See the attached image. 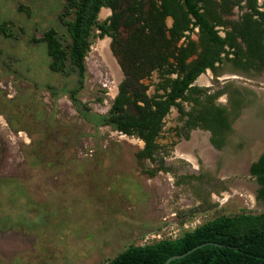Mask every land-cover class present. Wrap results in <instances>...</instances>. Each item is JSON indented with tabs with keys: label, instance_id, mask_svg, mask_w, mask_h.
<instances>
[{
	"label": "rangeland",
	"instance_id": "1",
	"mask_svg": "<svg viewBox=\"0 0 264 264\" xmlns=\"http://www.w3.org/2000/svg\"><path fill=\"white\" fill-rule=\"evenodd\" d=\"M63 2L0 0V22L9 21V37L0 33V264H102L162 222L264 209L248 172L264 152V70L233 78L247 104L221 149L204 157L203 132L193 131L164 148L169 172L150 176L154 163L135 160L140 141L100 122L120 78L108 40L90 38L75 102L66 92L76 71L47 67L36 39L47 27L66 38ZM46 85L61 91L52 98ZM178 153L196 156L195 167Z\"/></svg>",
	"mask_w": 264,
	"mask_h": 264
},
{
	"label": "trees",
	"instance_id": "2",
	"mask_svg": "<svg viewBox=\"0 0 264 264\" xmlns=\"http://www.w3.org/2000/svg\"><path fill=\"white\" fill-rule=\"evenodd\" d=\"M231 5L232 0H64L57 19L65 28L66 38H61L54 27H47L36 41L44 43L50 71L65 73L67 66L76 71V84L66 92L68 99L75 102L76 93L82 87L83 59L90 38L103 35L111 38L110 49L124 77L100 122L143 141V146L135 151V160L154 163L144 169L152 176L159 169L168 170L162 157L156 158L157 138L160 119L168 106L175 104L174 99L193 102L180 128L183 137L187 138L193 127L206 129L210 144L217 149L224 145L232 120L247 104L238 89L223 87L207 94L208 87L191 85L204 68L215 69L213 62L220 59L224 45L228 48L225 52L231 53L226 60L235 68L255 72L264 69V0L261 5L256 0H244L239 5L243 11L236 19L228 18ZM103 7H108L110 14L98 19L99 9ZM167 17L171 19L169 26L165 23ZM8 23L7 20L0 22L3 37H9ZM190 23L199 28L198 40L188 39L184 44H177L183 32L190 29ZM214 25L228 28L224 36L217 34ZM192 55V60L185 62ZM152 69L161 74L176 73L174 78H166L168 90L164 91V99L150 100L143 92L144 86L139 80ZM46 88L52 98L61 91L52 85ZM223 91L228 94L227 104H214V96ZM248 171L258 184L256 196L264 200V152L250 163ZM0 181L3 192L7 181ZM196 245L199 246L167 264H264V209L219 214L175 238L128 244L102 264H164L167 257Z\"/></svg>",
	"mask_w": 264,
	"mask_h": 264
},
{
	"label": "flooded vegetation",
	"instance_id": "3",
	"mask_svg": "<svg viewBox=\"0 0 264 264\" xmlns=\"http://www.w3.org/2000/svg\"><path fill=\"white\" fill-rule=\"evenodd\" d=\"M217 1H219V0H217ZM262 2H263V0H256V4L257 5H261ZM243 3H244V0H232V5L230 7L231 14L228 16L229 19H236L240 15V13L243 11V9H240L239 5H241ZM105 8H107L109 10V13L104 18H106L110 14V9L108 7H105ZM261 8L262 7H260V9ZM105 10L106 9H102L101 11H105ZM104 18H102V19H104ZM165 23H166L167 26H169L170 23H171V19L169 17H167L165 19ZM189 27H190L189 30H185L183 32L184 36L180 37V39L177 42V44H181V43L184 44V42H186V40H188V39L194 40V41L198 40V37H199V28H198V26L197 25H192L190 23ZM213 28L216 29V32H217V34L220 37L224 36L225 30L228 29L227 27H224L223 25H214ZM102 37H105L108 40L109 51L111 53V56L115 59V64H116V66H117V68L119 70V73H120V78L118 79V81L114 85V91H113V96H112V98H113L115 96L116 92H117L118 85L121 82V80L123 79L124 75L122 73V70H121L118 62H117V59H116L115 55L111 52V49H110L111 38L109 36H107V35H103ZM101 42H103V49H104L105 41H101ZM223 48H224L225 51L228 50L226 45H224ZM225 51L222 50L219 53L220 59H218V60L213 62V67L215 69H211L209 67L204 68L193 79V81L191 82V85H196V86H200V87H208L207 88V92H206L207 94L214 93L215 91H217L218 89H222L223 87H228V88H232V89L235 88V89L240 90L241 95L243 97H245V95L243 93V89L241 88V86H239L236 83H234L233 78L235 76L237 77V74H239V75H250L252 73H259V72H255L253 70H246L245 71V70H239L238 68H235L229 61L226 60V56L230 57L231 53H226ZM193 56L194 55L189 56L188 58H186L185 62H189L190 60H192ZM104 57L106 58L105 54H104ZM169 61H171V58H169ZM263 70H261V71H263ZM227 73H229V74H227ZM175 76H176L175 72H163L161 74L159 70L152 69L148 73V75L142 77L139 80V82L144 86L143 92L146 95V97H148V99H150V100L151 99H158V98L164 99L165 98L164 91L168 90V84L166 82V78L172 79ZM228 78H231V79L229 80ZM213 79L216 80V82L220 81V82H218L220 84L217 85L215 88L211 87V83H212ZM161 86H164L165 89H163ZM221 95H224V97H225L224 101L218 100V98ZM227 96H228L227 92L223 91V92L215 95L214 98L212 99V102L214 104H218V105H225L228 102ZM201 98H202V96H201ZM150 100H149V102H152ZM174 101H175V104H170L168 106L167 110L164 112L163 116L160 119V129L158 130V138H157V143L159 144V148L157 150L158 152H157V155H156L157 157L156 158L162 157L163 165L165 167H167L168 170L159 169L157 172H159V171L169 172V168H168L169 164H167V165L164 164V162L168 161V155H167V153H165L167 151L166 147H168L170 145L171 146L174 145L177 142V140H180V139L187 140V139H189V137L191 136V133L193 131L203 132V137H205V141H206L207 145L206 144L205 145H201L203 147H202L200 152H201V154L204 157H209L210 156V148L212 150H219V149L213 147L210 144V142H209V131L206 130V129H201L199 127H193V128H191L188 131V137L187 138L183 137L182 130H180V128L185 123L186 118H187V114L186 113L193 106V102L190 101V100H185V99H181V98H178V97L176 99H174ZM138 102H139V104H142V102H140V101H138ZM107 109H108V107H107ZM107 109H106V111H105V113L103 115L106 114ZM233 120H232V122H233ZM232 122L230 124L231 128H232ZM104 125L108 126L109 128H112L116 132H120L117 129L113 128L111 126V124H109V123H104ZM130 137H135V136H130ZM135 138L140 141L141 146L139 148H141L143 146V141L140 138H138V137H135ZM226 138H227V136H226ZM225 143H226V139H225ZM225 143H224V145H225ZM164 148H166V149H164ZM163 149H164V153L162 152ZM178 155L184 157L186 159V161L191 163L193 165V168L195 167L194 163H195V161H197V157L196 156H194V155L191 156V155L185 154V153H178ZM187 157H191L192 160L187 158ZM256 158L254 160H256ZM250 163H249V165H250ZM248 168H249V166H248Z\"/></svg>",
	"mask_w": 264,
	"mask_h": 264
},
{
	"label": "built area",
	"instance_id": "4",
	"mask_svg": "<svg viewBox=\"0 0 264 264\" xmlns=\"http://www.w3.org/2000/svg\"><path fill=\"white\" fill-rule=\"evenodd\" d=\"M120 133V132H119ZM122 136H126L123 133H120ZM178 222V221H177ZM175 221H168L163 223L159 229L147 232L141 239L143 243H149L151 241L159 240L162 238H175L179 234L180 229L188 228L190 226H194L195 222H197L196 218H193L191 221H181L177 223Z\"/></svg>",
	"mask_w": 264,
	"mask_h": 264
},
{
	"label": "water",
	"instance_id": "5",
	"mask_svg": "<svg viewBox=\"0 0 264 264\" xmlns=\"http://www.w3.org/2000/svg\"><path fill=\"white\" fill-rule=\"evenodd\" d=\"M199 245H196L192 248H190L189 250H187L186 252L184 253H181V254H178V255H171L169 257L166 258V260L164 261V264H167L169 262V260L173 259V258H177V257H180V256H183L184 254L190 252L191 250H193L194 248L198 247Z\"/></svg>",
	"mask_w": 264,
	"mask_h": 264
},
{
	"label": "bare ground",
	"instance_id": "6",
	"mask_svg": "<svg viewBox=\"0 0 264 264\" xmlns=\"http://www.w3.org/2000/svg\"><path fill=\"white\" fill-rule=\"evenodd\" d=\"M187 158H189V159H191V160H192V158H191V157H187Z\"/></svg>",
	"mask_w": 264,
	"mask_h": 264
}]
</instances>
